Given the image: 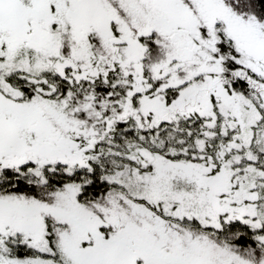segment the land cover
Here are the masks:
<instances>
[{
    "label": "snow or ice",
    "instance_id": "1",
    "mask_svg": "<svg viewBox=\"0 0 264 264\" xmlns=\"http://www.w3.org/2000/svg\"><path fill=\"white\" fill-rule=\"evenodd\" d=\"M0 264H264V0H0Z\"/></svg>",
    "mask_w": 264,
    "mask_h": 264
}]
</instances>
